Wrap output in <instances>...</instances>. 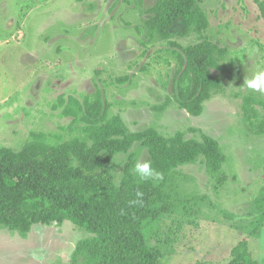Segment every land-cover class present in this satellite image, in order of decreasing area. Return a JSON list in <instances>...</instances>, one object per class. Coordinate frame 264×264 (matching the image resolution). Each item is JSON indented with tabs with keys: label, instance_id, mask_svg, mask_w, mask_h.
Masks as SVG:
<instances>
[{
	"label": "rangeland",
	"instance_id": "374dc122",
	"mask_svg": "<svg viewBox=\"0 0 264 264\" xmlns=\"http://www.w3.org/2000/svg\"><path fill=\"white\" fill-rule=\"evenodd\" d=\"M260 1L199 0L209 21L202 35H179V22L169 38L150 39L144 22L155 0H0V147L18 150L31 132L52 140L78 134L71 117L52 106L60 95L81 98L97 86L110 115L119 114L131 130L154 126L165 135L181 130L195 138L205 132L226 155V181L218 185L202 157L179 166L176 190L189 199L156 222L158 237L149 240L163 251L161 264H223L240 241L264 263V225L255 229L264 207V134L251 130L242 110L243 98L252 95L264 117V93L244 83L264 71ZM202 39L228 50L229 71L212 69L223 92L205 101L198 116L174 101L164 111L152 110L172 95L173 50ZM129 154L135 163L148 161L139 143L116 155L117 183ZM89 235L68 220L34 224L25 234L0 226V264H71L76 242Z\"/></svg>",
	"mask_w": 264,
	"mask_h": 264
},
{
	"label": "trees",
	"instance_id": "16d2710c",
	"mask_svg": "<svg viewBox=\"0 0 264 264\" xmlns=\"http://www.w3.org/2000/svg\"><path fill=\"white\" fill-rule=\"evenodd\" d=\"M198 3L155 0L144 22L149 38H169V29L179 22H183L179 35H202L209 21ZM260 8L264 17L262 1ZM173 52L177 64L172 95L151 109L164 111L174 101L180 109L198 116L205 101L224 90L212 69L229 71L228 50L202 39ZM255 104L254 96H245L243 114L254 133L264 134V117ZM52 107H61L60 113L71 117L78 134L68 139L58 134L52 140L46 132H31L18 150L0 147V226L25 234L34 224L68 220L90 233L76 242L71 264H161L163 251L149 240L158 237L156 222L189 199H181L176 190L177 169L202 157L209 176L223 184L226 155L219 142L205 132L195 138L186 137L181 130L165 135L154 126L131 130L119 114L110 115L111 104L99 86L81 98L60 95ZM135 143L144 147L162 180L141 181L129 154L123 176L115 182L114 157L127 153ZM256 223L255 229L264 225V207L258 210ZM231 254L223 264H264L253 259L246 241H240Z\"/></svg>",
	"mask_w": 264,
	"mask_h": 264
},
{
	"label": "clouds",
	"instance_id": "9594fccd",
	"mask_svg": "<svg viewBox=\"0 0 264 264\" xmlns=\"http://www.w3.org/2000/svg\"><path fill=\"white\" fill-rule=\"evenodd\" d=\"M245 86L253 91L264 93V71H259L253 75L251 79L244 81ZM134 172L139 176L141 181L153 180L159 181L163 179L162 173L154 169L149 161H137L134 166ZM137 196H142V193L137 192ZM38 258L39 253L35 254Z\"/></svg>",
	"mask_w": 264,
	"mask_h": 264
}]
</instances>
